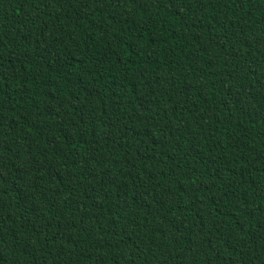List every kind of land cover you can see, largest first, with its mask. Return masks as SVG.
Masks as SVG:
<instances>
[{
	"label": "trees",
	"instance_id": "obj_1",
	"mask_svg": "<svg viewBox=\"0 0 264 264\" xmlns=\"http://www.w3.org/2000/svg\"><path fill=\"white\" fill-rule=\"evenodd\" d=\"M0 264H264V0H0Z\"/></svg>",
	"mask_w": 264,
	"mask_h": 264
}]
</instances>
